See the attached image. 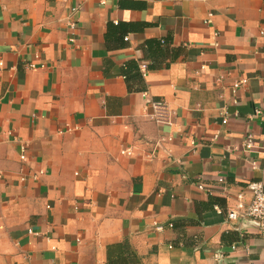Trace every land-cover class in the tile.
<instances>
[{
    "label": "crops",
    "instance_id": "1",
    "mask_svg": "<svg viewBox=\"0 0 264 264\" xmlns=\"http://www.w3.org/2000/svg\"><path fill=\"white\" fill-rule=\"evenodd\" d=\"M0 62V264H264L227 219L264 183V0H0Z\"/></svg>",
    "mask_w": 264,
    "mask_h": 264
},
{
    "label": "built area",
    "instance_id": "2",
    "mask_svg": "<svg viewBox=\"0 0 264 264\" xmlns=\"http://www.w3.org/2000/svg\"><path fill=\"white\" fill-rule=\"evenodd\" d=\"M77 10H78L77 7L71 9V13L68 20L70 30H74L76 28V22L73 19V16ZM70 40L71 41L75 40L73 35L71 36ZM0 65L2 66L3 62H0ZM29 67L34 68L35 64L30 63ZM141 71L144 75L146 74L147 71L146 65L141 66ZM247 81L248 79L246 77H241L234 83L233 92L235 95L234 98L235 103H238V98H237L238 90L240 89L241 86L245 85ZM152 106L155 111L153 117L157 121L168 124L172 123L169 119L166 105L163 101H154L152 102ZM256 114L259 116L264 115L261 109H257ZM167 138L168 140L172 139L171 136ZM254 142H255V136L253 134H249L246 136L243 146L245 147V149H251L254 147ZM123 152H127V151L124 150ZM20 157L24 161L27 160V146L25 144L21 145ZM219 181L224 182L225 179L223 177H220ZM199 187L204 188V185L199 184ZM237 197L238 198L235 206L227 211V219L232 221H241L246 226H248L249 224L264 225V183L262 181L250 182L245 187L243 192L238 193Z\"/></svg>",
    "mask_w": 264,
    "mask_h": 264
}]
</instances>
